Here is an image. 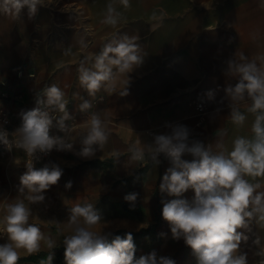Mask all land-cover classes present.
Listing matches in <instances>:
<instances>
[{"label":"clouds","instance_id":"clouds-1","mask_svg":"<svg viewBox=\"0 0 264 264\" xmlns=\"http://www.w3.org/2000/svg\"><path fill=\"white\" fill-rule=\"evenodd\" d=\"M45 0H0V13L17 19L24 8L29 18L45 6ZM124 10L131 7L130 0H109L102 23L115 27L123 18ZM138 36L118 35L103 45L99 52L85 56L79 63V85L88 96L95 98L103 90L109 95L117 93V81L121 76L124 87L119 95H127L129 74L142 61ZM225 75L236 79L235 85L224 88L232 123L242 126L247 115L254 120L250 137L237 136L229 150L222 139L215 146L191 139L190 129L181 124L171 126L166 133L152 134L149 143L139 140L129 146L130 160L150 161L158 166L160 157L171 164L162 176L159 191L173 197L162 200V218L170 225L174 240L183 239L198 259V264H248L241 244L247 243L250 225L255 222L264 228V56L249 59L242 52L227 61ZM215 91L206 92L207 99H215ZM65 91L56 84L45 86L36 94L35 107L22 113V124L14 132L0 129V142L9 150L13 146L31 158L26 171L20 177L19 195L3 206L0 218V264H18L21 252L28 255L39 253L41 245L54 249L57 245L36 223L30 222L33 211L30 205L42 204L45 192L56 185L62 169L56 165L34 167L39 154L57 151H73L71 142L72 120L67 111ZM81 99L78 105L82 113L89 112L92 103ZM247 105L244 110L242 106ZM65 133L52 135L53 128ZM82 134L81 149L75 154L92 158L96 151L103 150L109 139L107 124L100 112H91ZM190 154L193 159L182 157ZM118 156V154H117ZM71 187V182L66 188ZM192 190L189 200L184 193ZM137 193H129L124 199L132 204ZM102 217L93 204H75L69 209L68 228L71 234L63 239L65 264H175L168 256H158L155 251L136 257V248L131 233L124 237L112 232L98 230ZM243 230V231H242ZM264 264V245L260 237L253 240ZM54 255L47 257L52 264ZM45 264V261H41Z\"/></svg>","mask_w":264,"mask_h":264},{"label":"rangeland","instance_id":"rangeland-1","mask_svg":"<svg viewBox=\"0 0 264 264\" xmlns=\"http://www.w3.org/2000/svg\"><path fill=\"white\" fill-rule=\"evenodd\" d=\"M108 2L45 0L46 5L39 6L32 18H29L27 8L21 11L17 19L0 13V92L6 90L9 93L8 97L0 94V103L11 111L15 122L22 118V113L34 108V101L29 108L19 109L21 105L11 100L16 98L14 93L21 97L26 90V94L35 99L45 86L56 84L65 91V99L69 101L67 109L73 112L79 110L78 105L82 102L73 96L74 93L92 103L93 97L88 96L79 85L80 61L85 56L99 52L105 43L118 35H135L139 37L143 61L129 74L125 86L127 95H119L124 87L123 81L127 78L121 76L117 81V93L109 95L101 90L95 97L103 96L102 114L109 133L107 144L121 139L129 142V146L139 140L145 142V53L150 58L155 53L145 51V0H130L131 7L128 10L118 6L123 18L115 27L101 22ZM22 21L29 24L24 31L19 29ZM20 80H24L23 88ZM126 152L117 150L106 157L88 159L78 164H57L62 169L60 180L44 193L46 199L42 204L30 205L33 211L30 222L38 224L57 246L49 249L42 244L40 252L32 255V260L18 261V264H41V261L47 264L51 252L54 255L52 264H65L63 239L71 234L68 228L69 209L77 203L93 204L102 217L98 230L135 231L156 222L157 234L150 232L144 237L138 257L155 251L158 256L170 257L175 264H198L197 257L183 239L172 238L170 225L162 218L159 207L145 226V203H117L108 194H91L94 186L108 181L112 162L122 159ZM45 165H51V162ZM26 166L19 157L0 150V218L3 216L4 204L19 195L20 177L25 173ZM140 166L139 169H142L145 165ZM137 175L138 172L134 176ZM81 181L87 194L76 190ZM68 182H71L70 188H66ZM4 242L5 239L0 238V243ZM26 256L28 254L22 251L21 258Z\"/></svg>","mask_w":264,"mask_h":264},{"label":"crops","instance_id":"crops-1","mask_svg":"<svg viewBox=\"0 0 264 264\" xmlns=\"http://www.w3.org/2000/svg\"><path fill=\"white\" fill-rule=\"evenodd\" d=\"M28 25L20 22V31ZM145 51L155 52L151 58L145 53V143L152 140L147 131L166 133L177 124L190 129L191 139L199 140L205 146H215L222 139L229 150L237 136L252 135L254 117L251 114L246 113L247 119L242 126L234 125L229 118L224 88L229 84L234 86L237 81L226 76L225 69L227 61L234 58L237 52L244 53L249 59L264 56V0H145ZM19 83L23 88L24 80ZM208 90L216 93L212 101L207 99ZM26 92L11 99L21 105L19 109L29 108L33 101V106H36L35 99ZM194 100L202 101L206 108L198 127H194ZM0 104V107L6 108ZM101 104L98 102L95 110L105 119ZM246 107L243 105L242 110ZM8 111L12 124L21 126L22 118L15 122L11 111ZM67 111L70 116L80 113L79 110ZM85 131V126L71 129L74 150L55 152L50 159L51 164H78L129 149V142L121 139L106 144L103 150L98 149L92 158H81L75 153L82 147L81 136ZM125 154L122 159L112 162L108 181L94 186L91 194H108L117 203L130 204L124 199L125 195L137 193L134 204L145 203L146 226L157 207L162 210L161 201L173 198L159 191L162 176L171 164L162 156L158 166L145 161V166L139 169L140 162L130 160L129 152ZM182 158L193 159L190 154ZM136 172L137 177L134 176ZM83 184V181L78 183L76 190L87 194ZM193 196L194 192L189 190L183 198L190 200ZM250 228V232H245L249 240L242 242L241 250L247 253L248 264H259L260 257L254 255L258 248L253 240L259 236L261 245H264V228L255 222Z\"/></svg>","mask_w":264,"mask_h":264},{"label":"built area","instance_id":"built-area-1","mask_svg":"<svg viewBox=\"0 0 264 264\" xmlns=\"http://www.w3.org/2000/svg\"><path fill=\"white\" fill-rule=\"evenodd\" d=\"M19 92H20V90H19ZM0 94L2 97H8L9 96V93L6 90L1 91ZM13 95L16 98L20 96V94H18V93H14ZM101 101H103V96H98V97L94 98L92 100V108L89 110V112H86V113L80 112L76 115H73L72 116L73 119L66 121V124L71 125L72 129L78 128L81 126H85V123H86L90 113L96 112L95 105ZM193 108H194V117H195L194 127H198L201 125L203 117L205 115V111H206L205 104L202 101L194 100L193 101ZM18 127L19 126H15L12 124L8 109L5 107H0V129L7 130L9 133H12ZM146 133L149 136H152V134H153L152 131H147ZM51 134L64 136L61 132L57 131V129L55 127L51 130ZM0 150H6V151H9V152L16 154L23 161V163L26 165L28 163L32 162L31 158L24 152V150L18 149L15 146H13L11 148V150H9V148L6 145H4L2 142H0ZM55 152H57V150L54 148L48 154H39L40 159H39V161H34V165H45V164H47ZM159 159L161 161L162 156ZM145 161H146V163L150 162L147 160H145ZM140 164L142 166L145 165L144 162H140Z\"/></svg>","mask_w":264,"mask_h":264},{"label":"trees","instance_id":"trees-1","mask_svg":"<svg viewBox=\"0 0 264 264\" xmlns=\"http://www.w3.org/2000/svg\"><path fill=\"white\" fill-rule=\"evenodd\" d=\"M150 232L153 234H157V223L156 222L153 223L152 225H150L149 227L142 228V229L135 230V231L116 229V230L112 231V234H113V236L120 235L121 237H124L126 233H131L133 236V241H134L135 248H136V257L138 258L139 250L141 248H143L142 240ZM32 257H33L32 255H28L24 258H21L19 261L32 260Z\"/></svg>","mask_w":264,"mask_h":264}]
</instances>
